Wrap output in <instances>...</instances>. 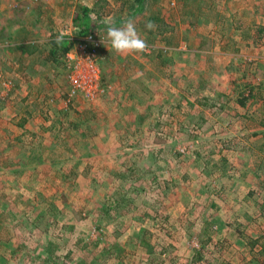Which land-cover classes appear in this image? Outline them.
<instances>
[{
    "label": "rangeland",
    "instance_id": "1",
    "mask_svg": "<svg viewBox=\"0 0 264 264\" xmlns=\"http://www.w3.org/2000/svg\"><path fill=\"white\" fill-rule=\"evenodd\" d=\"M121 3L0 0V264H264V128L237 106L264 107V0H144L164 19L128 56L106 36ZM83 7L96 78L69 96L82 75L47 43ZM22 19L29 56L6 40Z\"/></svg>",
    "mask_w": 264,
    "mask_h": 264
},
{
    "label": "trees",
    "instance_id": "2",
    "mask_svg": "<svg viewBox=\"0 0 264 264\" xmlns=\"http://www.w3.org/2000/svg\"><path fill=\"white\" fill-rule=\"evenodd\" d=\"M135 3H138V5L135 7V9L132 12V14L138 13V14L141 15L142 12L145 10V8H143L144 0H135ZM90 11H91L90 9H87L86 7H83L81 9V12H79V13L76 12L74 14V16H73V21H74V24H77L75 26L77 27V32H78L79 35H85V34H88V33H93L95 31L96 25L93 24L91 22V19L89 18L88 12H90ZM161 15H162L161 10H157L155 13L154 12H150L147 15H144V16L141 15L140 19H143L145 21V24H147L148 22L153 23L154 20H157V21L163 20L164 19L163 18L164 15H162V16ZM194 18H196V17H194ZM55 39L56 38L53 37L47 43L49 46H48V49H47V54L45 56L46 60H49V61L58 60L61 56H64V54L66 53V51L69 49V47L71 45V41L66 35L64 37V43L62 45H57L54 42ZM11 49L12 50H19L20 52H23L24 56H26V54L28 55V54L33 53L31 45L23 43V42H20L19 44H15V46H11ZM19 57L23 58L22 55H19ZM252 91H253V88H250L248 90V95L246 97L244 96V94L242 92V94H241L242 97L238 98L237 104H239L241 106H244V105L246 106L247 98L251 97L253 99H258L257 95L254 96ZM223 107L224 106H222V108ZM250 108H251L250 110L247 108L248 114L245 115L246 120H248V121L250 120V122L251 123L253 122L255 125H257L258 128H264V107H263V105L260 104V105H257V106H254V107H250ZM252 115H255V119H254V116H252ZM261 133H263V131H261ZM262 136H264V135H262ZM206 230H207V228H199L198 240L200 242V246L203 245V241H204L203 234H204V231H206ZM232 233H234V231H232ZM133 239L135 240V238H133ZM224 240H226V238H221L218 241L217 244L219 246L226 247V245L224 243ZM142 243H145V242H142ZM149 251H150V249H149ZM66 255L68 256V252L66 253ZM194 255H195V257L192 256V258H191L192 262L196 261L197 258L201 257V255H199V250L198 249H196V251L194 250Z\"/></svg>",
    "mask_w": 264,
    "mask_h": 264
},
{
    "label": "built area",
    "instance_id": "3",
    "mask_svg": "<svg viewBox=\"0 0 264 264\" xmlns=\"http://www.w3.org/2000/svg\"><path fill=\"white\" fill-rule=\"evenodd\" d=\"M78 34V32H77ZM71 41L69 49L64 54L66 67H70L75 62V67L79 69L81 78L72 75L69 80L70 91L69 96L75 94L79 90H90L96 78L94 57L95 51L100 46L101 42L94 33L85 35H70ZM83 68L84 71L81 70Z\"/></svg>",
    "mask_w": 264,
    "mask_h": 264
},
{
    "label": "clouds",
    "instance_id": "4",
    "mask_svg": "<svg viewBox=\"0 0 264 264\" xmlns=\"http://www.w3.org/2000/svg\"><path fill=\"white\" fill-rule=\"evenodd\" d=\"M107 25V42L115 54L128 56L142 54L149 51L145 39H143L137 31V27L133 19H126L122 25L118 27L116 26L115 21L109 18ZM145 27L152 30L155 28V25L148 22ZM65 35L66 32L59 33L54 42L57 45H62L64 43Z\"/></svg>",
    "mask_w": 264,
    "mask_h": 264
},
{
    "label": "crops",
    "instance_id": "5",
    "mask_svg": "<svg viewBox=\"0 0 264 264\" xmlns=\"http://www.w3.org/2000/svg\"><path fill=\"white\" fill-rule=\"evenodd\" d=\"M138 5V3H135V0H122V3H121V5L119 6L120 7V11H119V14H117L118 15V17L117 18H115L114 19V21H115V23H116V26H121L122 25V23L126 20V19H133L134 20V22H135V24H136V27H137V29H141V28H144V31H145V33L147 32V34L149 35L150 33H155L153 30H149V29H147L146 27H145V21L143 20V19H140V18H137V16H138V13H134V14H132V12L134 11V9H135V7ZM33 10L31 11V12H35V10L36 11H38V7H37V9H36V7H34L33 6ZM144 8V7H143ZM88 9V8H87ZM10 14L13 12V10L12 9H10L9 11H8ZM8 17H9V15H8ZM105 17H107V16H105ZM39 16H37V15H33V20H32V24H34V23H38L39 22ZM9 21L11 20V23L12 22H14L12 19H11V17H9V18H7ZM30 22V21H29ZM32 24H28V22L26 21V20H21L20 21V24H19V26L18 27H15V26H12L11 27V29H8V30H11V31H14L15 29H17L16 30V34L14 33H12V32H10V31H8V33L6 32V35H7V38H6V40H13L12 42H13V44H19L20 42H23V37H24V34L26 33V31H28V32H30L29 30H27V29H32ZM10 33V34H9ZM162 33H164V32H162ZM12 34L13 35H15V36H13V38H15V40H19V42H15L14 41V39L12 38ZM29 39H30V37H29ZM24 43V42H23ZM34 43V42H33ZM14 56V55H13ZM260 102V101H259ZM258 105H260V103L258 104ZM222 106H223V104L220 106L221 108H222ZM237 106H239V107H243L242 108V110L243 109H247L246 107H244V106H241V105H239V104H237ZM30 107H31V105H29V106H23L22 107V112H19V123H22V122H24L25 121V119L26 118H24V114H22L24 111L25 112H27V110L29 109V114H30V116L31 117H34L35 115H34V113H32L33 112V110H31L30 109ZM227 107V109H228V107L229 106H226ZM225 107V108H226ZM241 110V111H242ZM241 111H239V110H237L236 112H241ZM35 112V111H34ZM235 112V113H236ZM11 116H10V114H6V121L8 122V120L9 121H13L14 119L13 118H10ZM23 117V118H22ZM240 117H242V116H240ZM244 120H245V117H242ZM29 120V119H28ZM25 124L26 123H23V126H25ZM217 264H224V262L222 261H218L217 262Z\"/></svg>",
    "mask_w": 264,
    "mask_h": 264
}]
</instances>
